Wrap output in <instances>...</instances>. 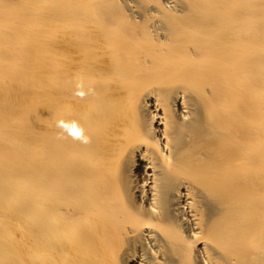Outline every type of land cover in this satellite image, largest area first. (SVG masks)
Masks as SVG:
<instances>
[{
  "label": "bare ground",
  "instance_id": "6f19581e",
  "mask_svg": "<svg viewBox=\"0 0 264 264\" xmlns=\"http://www.w3.org/2000/svg\"><path fill=\"white\" fill-rule=\"evenodd\" d=\"M0 264H264V0H0Z\"/></svg>",
  "mask_w": 264,
  "mask_h": 264
},
{
  "label": "clouds",
  "instance_id": "9594fccd",
  "mask_svg": "<svg viewBox=\"0 0 264 264\" xmlns=\"http://www.w3.org/2000/svg\"><path fill=\"white\" fill-rule=\"evenodd\" d=\"M78 88L81 87V85L77 86ZM87 94H94V89H89L87 93L83 91H78L76 93L77 96L80 98H84ZM57 127L62 129V132H66L68 135H70L73 139L79 140L83 144H89L91 142L90 137L84 135L83 128L79 125L78 121H58ZM64 136L62 134L57 135V139H63Z\"/></svg>",
  "mask_w": 264,
  "mask_h": 264
}]
</instances>
